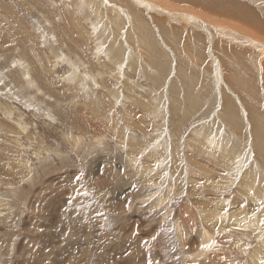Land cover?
Masks as SVG:
<instances>
[{
    "label": "rangeland",
    "instance_id": "rangeland-1",
    "mask_svg": "<svg viewBox=\"0 0 264 264\" xmlns=\"http://www.w3.org/2000/svg\"><path fill=\"white\" fill-rule=\"evenodd\" d=\"M261 42L264 0H0V264H264L229 227L264 217Z\"/></svg>",
    "mask_w": 264,
    "mask_h": 264
},
{
    "label": "bare ground",
    "instance_id": "bare-ground-1",
    "mask_svg": "<svg viewBox=\"0 0 264 264\" xmlns=\"http://www.w3.org/2000/svg\"><path fill=\"white\" fill-rule=\"evenodd\" d=\"M192 1H195V0H192ZM130 4V3H129ZM138 4V3H137ZM122 6V5H121ZM127 6V5H126ZM125 6V7H126ZM124 7V6H123ZM124 7V8H125ZM134 8H136V7H134ZM133 8V9H134ZM167 8V7H166ZM189 11V10H188ZM192 13V12H191ZM227 14V13H226ZM225 14V15H226ZM228 15V14H227ZM245 15V14H244ZM198 16V15H197ZM201 16V15H200ZM209 16V15H208ZM198 18V17H197ZM138 19V18H137ZM139 21H140V19H138ZM217 21V20H216ZM210 22V21H209ZM209 22H208V24H209ZM201 23H202V21H201ZM204 23V22H203ZM207 24V25H208ZM216 24V23H215ZM214 24V25H215ZM246 24V23H245ZM222 25V24H221ZM257 26H259V25H257ZM245 27V26H244ZM250 27V26H249ZM258 28V27H257ZM256 28V29H257ZM261 27H259L258 28V30L260 29ZM221 29H223V28H221ZM248 29V28H247ZM262 29V28H261ZM253 30V29H252ZM254 31V30H253ZM236 32H237V30H236ZM255 32H257V31H255ZM262 32V31H261ZM258 34H260V33H258ZM247 37V36H246ZM263 37V36H262ZM250 38V37H249ZM261 39V38H260ZM250 40V39H249ZM250 42V41H249ZM261 43H263V42H261ZM260 44V43H259ZM264 44V43H263ZM249 45V44H248ZM258 45V44H257ZM254 46V45H253ZM260 46V45H259ZM264 47V46H263ZM258 50H260V49H258ZM254 54V53H253ZM260 54H262V55H264V50H263V52H260ZM253 56V55H252ZM261 59V58H260ZM148 106V105H147ZM98 143V145L100 146L101 144H102V141H97ZM196 143H197V146L198 147H201L203 150H205V149H209V146H207V145H202V144H204L203 142H201V141H196ZM133 147V146H132ZM195 148L197 149V147L195 146ZM198 150V149H197ZM89 151V150H88ZM231 154H232V152H231ZM233 156V155H232ZM154 158V157H153ZM219 158L222 160V162L224 161V162H231V163H233L234 164V162H233V160L230 158V153L227 155V154H224V153H219ZM152 159V158H151ZM131 160V159H130ZM152 163H153V166H155V165H157V158H154V159H152V160H147V162H146V164L147 165H152ZM148 166V167H149ZM148 169L150 170V168H147V167H145V169L143 170V177H144V179H142V180H145V174H147V173H149L148 172ZM153 174V173H152ZM136 176H138V174H136ZM249 176L250 175H243L242 176V179H247V180H249L250 178H249ZM142 177V178H143ZM147 178H149V180L147 179L146 181V183H150L151 181L153 182V179L152 178H150L149 176H147ZM190 181H192V183L193 184H197V183H199V182H201L197 177H190ZM252 180V179H251ZM130 182V181H129ZM93 184V183H92ZM126 184H127V182H126ZM94 185V184H93ZM241 185H242V183H241ZM243 185H245V184H243ZM113 186H115L116 187V185H113ZM174 187V186H173ZM245 190L247 191V192H250L251 191V188H249V187H247V185H245ZM257 189V188H256ZM262 189V188H261ZM258 191H259V189H257ZM263 190V189H262ZM106 192V191H105ZM252 194V193H251ZM96 195H97V193H96ZM165 195V194H164ZM255 198V197H254ZM255 200L258 202L259 201V198H255ZM111 204V203H110ZM158 204H162L161 206H166L165 204H167V198L166 197H162L161 198V200L159 201V203ZM261 204V206H263V202L262 203H260ZM259 208V207H258ZM258 208H256L255 207V209L257 210ZM90 209V208H89ZM130 209V208H129ZM109 210V209H108ZM118 210V212H116V214L117 213H126V212H129L127 209H125L124 207H123V205H119V207L117 208V209H115V211H117ZM222 210H224V208H222V207H217V208H215L214 209V211H213V213H212V215H211V217H209V221L211 222V224H212V226H213V230H217V231H215V232H218V230H219V227H221L222 225H223V214H221V211ZM96 210H94V212H95ZM113 212V211H112ZM262 213H264V209H263V211H262ZM261 213V214H262ZM225 214V213H224ZM115 215V214H114ZM240 215V214H239ZM244 215V214H243ZM264 215V214H263ZM118 216H120V215H118ZM228 217V216H227ZM127 218H131V216H129L128 215V217ZM213 218H215L216 220H213ZM230 223H229V227L231 226V229H234L235 227H245V228H253V230L255 229V231L256 230H259L260 229V227H262V225H259V224H261L262 222H264V217L261 215V217H260V214H258V215H254V217L253 218H251V217H249V214L248 213H245V215L242 217V215H240V216H235V212L234 213H231V215H230V221H229ZM214 223V224H213ZM256 223H258V225H256ZM29 224V223H28ZM32 226H35L33 223H31V227L30 228H33ZM29 227V226H28ZM202 232V231H201ZM221 232V231H220ZM157 233V232H156ZM179 234H180V237H181V235H182V233H181V231H179ZM202 234V233H201ZM239 234H240V232H239ZM215 235V234H214ZM213 234H211V233H209V232H207L206 230H205V232H203V234L200 236H198L197 237V239H196V242H195V244L194 245H191V247H189L188 248V250L186 251V253L187 254H189V256H191V258L192 259H195V260H197L201 255H203L205 252H203L204 250H206L207 248H209L210 246H212V244H214L216 241H215V239H214V236ZM182 239H183V236H182ZM244 244V243H243ZM140 246V245H139ZM260 247H263L264 248V242L263 243H261L260 245H259ZM252 251V250H251ZM257 251V250H256ZM259 254H261V253H259ZM258 253H253V255L254 256H257L258 257V255H259ZM156 256H157V258L159 257L158 256V253L156 252ZM80 257L81 256H79V255H74L73 257H72V262L73 263H77L78 262V264H83L82 263V259L83 258H81L80 259ZM261 260L262 259V257L259 255V257L257 258V260ZM254 260V259H253ZM43 264H53L52 263V261H51V257H50V255H48V256H46L43 260ZM262 261V260H261ZM259 264V262H256V264ZM68 264H70V262L68 263ZM203 264V263H202Z\"/></svg>",
    "mask_w": 264,
    "mask_h": 264
}]
</instances>
